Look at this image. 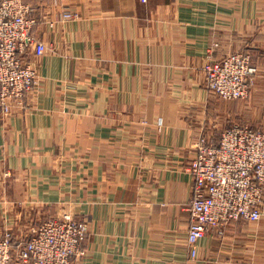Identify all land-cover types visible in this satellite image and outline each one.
<instances>
[{"label": "crops", "instance_id": "crops-1", "mask_svg": "<svg viewBox=\"0 0 264 264\" xmlns=\"http://www.w3.org/2000/svg\"><path fill=\"white\" fill-rule=\"evenodd\" d=\"M25 1L45 51L25 54L23 104L0 109V235L69 213L88 229L71 264H264V197L259 220L187 247L196 139L264 117V0ZM245 50L249 96L208 91L204 64Z\"/></svg>", "mask_w": 264, "mask_h": 264}, {"label": "built area", "instance_id": "built-area-1", "mask_svg": "<svg viewBox=\"0 0 264 264\" xmlns=\"http://www.w3.org/2000/svg\"><path fill=\"white\" fill-rule=\"evenodd\" d=\"M144 1V0H142ZM65 10L61 20L75 18ZM36 19L25 0H0V109L22 105L36 83V69L26 60L28 50L43 54L45 45L34 34ZM205 88L223 100H244L258 74L249 51H239L204 64ZM187 166L192 177L188 203L187 247L197 256V243L209 230L219 234L232 221H257L264 197V129L233 122L224 127L216 144L200 135ZM84 220L65 213L51 217L26 232L0 235V264H71L84 253Z\"/></svg>", "mask_w": 264, "mask_h": 264}, {"label": "rangeland", "instance_id": "rangeland-1", "mask_svg": "<svg viewBox=\"0 0 264 264\" xmlns=\"http://www.w3.org/2000/svg\"><path fill=\"white\" fill-rule=\"evenodd\" d=\"M27 2V1H26ZM28 3V2H27ZM29 4V3H28ZM30 5V4H29ZM31 6V5H30ZM32 7V6H31ZM33 8V7H32ZM34 10V9H33ZM250 121H254V122H245L244 120L241 121V119H237L236 122H242V123H247V124H250L254 127H257V128H260L261 126L264 128V126L262 124H264V117H260V118H252V120ZM228 122V121H227ZM233 123V122H232ZM231 124V122H229V124L227 126H229ZM226 126V127H227ZM65 214V213H63ZM62 214V215H63ZM69 214V213H68ZM60 215V216H62ZM73 216V215H72ZM28 230V229H27ZM6 231H11V230H6ZM5 231V232H6Z\"/></svg>", "mask_w": 264, "mask_h": 264}]
</instances>
